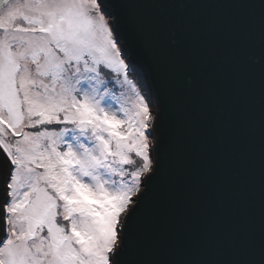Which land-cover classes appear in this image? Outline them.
<instances>
[{
  "label": "snow or ice",
  "instance_id": "6c2138e0",
  "mask_svg": "<svg viewBox=\"0 0 264 264\" xmlns=\"http://www.w3.org/2000/svg\"><path fill=\"white\" fill-rule=\"evenodd\" d=\"M0 264H264V0H0Z\"/></svg>",
  "mask_w": 264,
  "mask_h": 264
},
{
  "label": "rangeland",
  "instance_id": "374dc122",
  "mask_svg": "<svg viewBox=\"0 0 264 264\" xmlns=\"http://www.w3.org/2000/svg\"><path fill=\"white\" fill-rule=\"evenodd\" d=\"M112 75H114V74L109 73V76H112Z\"/></svg>",
  "mask_w": 264,
  "mask_h": 264
}]
</instances>
